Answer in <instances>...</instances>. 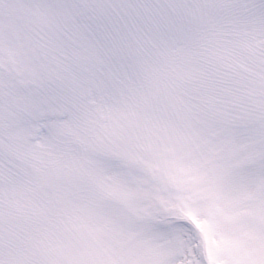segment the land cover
I'll return each mask as SVG.
<instances>
[{
  "label": "snow or ice",
  "instance_id": "obj_1",
  "mask_svg": "<svg viewBox=\"0 0 264 264\" xmlns=\"http://www.w3.org/2000/svg\"><path fill=\"white\" fill-rule=\"evenodd\" d=\"M0 264H264V0H0Z\"/></svg>",
  "mask_w": 264,
  "mask_h": 264
}]
</instances>
